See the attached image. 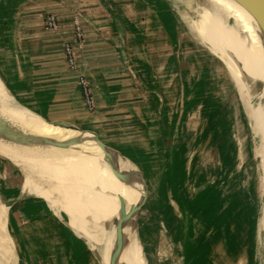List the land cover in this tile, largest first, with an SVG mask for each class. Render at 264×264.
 Returning a JSON list of instances; mask_svg holds the SVG:
<instances>
[{"label":"crops","instance_id":"crops-1","mask_svg":"<svg viewBox=\"0 0 264 264\" xmlns=\"http://www.w3.org/2000/svg\"><path fill=\"white\" fill-rule=\"evenodd\" d=\"M52 12L59 18L57 31L45 27ZM76 15L85 46L75 72L67 66L63 42L73 34ZM181 26L169 0H0V77L22 106L48 122L91 129L124 145L152 177L161 169L175 193L179 185L180 196L185 192L178 181L185 175L200 192L206 190L200 196L211 195L208 184L198 183L195 154L186 156L189 145L183 139L190 134L186 123L201 106L203 73L213 79V57L197 46L185 49ZM80 75L90 81L93 111L86 106ZM170 138L178 142L169 147ZM117 163L124 185L112 166L90 164L104 193L111 190L134 204L139 192L127 174L131 165L123 158ZM5 190L0 204L13 264H105L46 200L12 190L4 198ZM105 196L119 218L116 200ZM89 207L94 213L91 197ZM111 217L115 223L112 211ZM134 252L147 264L139 239Z\"/></svg>","mask_w":264,"mask_h":264},{"label":"rangeland","instance_id":"rangeland-1","mask_svg":"<svg viewBox=\"0 0 264 264\" xmlns=\"http://www.w3.org/2000/svg\"><path fill=\"white\" fill-rule=\"evenodd\" d=\"M169 1L183 26L180 36L181 44L186 46L184 48L197 46L213 57V79L210 82V75L203 73L201 106L186 123L190 134L183 139L189 145L186 156L195 154V172L201 174L198 183L208 184L212 193L200 196L206 190L200 192L196 188L198 184L185 175L179 177L178 182L187 196H180L179 185L175 193L174 184L162 176L161 169L154 173L152 188L161 189V212L154 221L149 238V264H264V176L259 155L260 136L253 129L254 121L235 74L223 56L214 53L212 46L192 29L200 18L202 6H206L204 1ZM251 93L264 103L261 96ZM253 103L258 104L255 98ZM175 140L170 138L165 142L170 147ZM1 158L0 191L3 192L4 187L7 189L4 198L11 190L21 196H37L46 200L71 226L58 193L53 197V200H58L54 206L29 190L25 185L27 176L24 170L20 171ZM32 180L37 182L34 185L49 188V184L39 179L38 174ZM86 218L90 220V215ZM86 226V230L77 232L102 248L103 245L97 242V238L101 237L100 230L90 221ZM184 229L186 232H183Z\"/></svg>","mask_w":264,"mask_h":264},{"label":"bare ground","instance_id":"bare-ground-1","mask_svg":"<svg viewBox=\"0 0 264 264\" xmlns=\"http://www.w3.org/2000/svg\"><path fill=\"white\" fill-rule=\"evenodd\" d=\"M205 1L207 4L206 6L200 5L202 6L199 12L200 18L192 29L198 33L204 42L212 46L211 49L214 53L218 52L223 56L225 63L235 74L241 95L251 112L250 115L253 118L251 120L254 121L253 129L260 136L261 150L259 155L262 158L264 176V103L261 98L251 93L254 92L264 99L263 32L253 16L233 0ZM181 28L183 27L181 26ZM254 98L258 104L253 103ZM0 117L3 118L1 126L9 133L53 134L55 130L66 133L65 130L55 127L34 112L17 107L1 79ZM0 155L11 159L24 169L27 176L25 185L30 191L44 197L54 206L58 202V200H53L54 194L60 195L61 205L70 217L69 223L74 230H86V224L89 221L100 230L101 237L97 238V242L99 241L103 245L104 259L107 264L114 246V240L119 233H124L126 239L121 260L126 264H145L140 256L134 252L138 244L135 228L125 221L126 214L124 211L126 209L129 211L132 204L128 198L113 193L111 190H106L104 193L102 185L90 164L96 160L98 165L106 170L109 168L107 161H100L98 157L86 153H47L7 144L1 140ZM113 168L124 185L122 176L115 167ZM36 174H38L39 179L49 184L48 189H44L38 184L34 185L36 181L33 183L32 179ZM78 174L84 183L79 180ZM262 184L264 194V181ZM105 194L116 200L119 218H117ZM89 197H91L94 205V213L89 207ZM111 211L115 223L112 220ZM5 214V207L0 204V255L8 261H12L14 258L9 245L6 243L3 231ZM87 215H90V220L86 218ZM262 224L264 226V208ZM1 263L4 264L2 260Z\"/></svg>","mask_w":264,"mask_h":264},{"label":"water","instance_id":"water-1","mask_svg":"<svg viewBox=\"0 0 264 264\" xmlns=\"http://www.w3.org/2000/svg\"><path fill=\"white\" fill-rule=\"evenodd\" d=\"M203 1L207 4L205 0ZM233 1L242 6L253 16L255 22L261 28L264 36V0ZM10 95L17 107L27 109L22 106L11 93ZM2 120L3 118L0 117V140L6 142L7 144L36 149L47 153H86L88 155L98 157L100 161H107L112 167H115L118 164L117 161L119 158H123L127 161L131 165V167L127 170V174L134 189L139 192V198L136 203L131 205L129 211H127V209L124 211L126 214L125 221L127 224H132L134 226L135 233L137 234V237L143 247L144 257L147 264H149L148 243L154 221L157 220L159 216L161 202L159 198V190H153L152 188L153 177L150 174L148 167L139 157L133 154L124 145L106 139L96 131L84 129L73 124H56L49 122L55 127L65 130L66 134L60 133L56 130L53 134H16L5 131L3 126H1L3 124ZM0 157L9 161L20 170H24L11 159L2 155H0ZM83 240L91 245L95 252L102 258L104 263L107 264L104 259L103 247L98 249L87 237H83ZM125 246L126 239L124 233L116 235L108 264H126L121 260ZM0 264H2L1 258ZM8 264L13 263L9 260Z\"/></svg>","mask_w":264,"mask_h":264},{"label":"built area","instance_id":"built-area-1","mask_svg":"<svg viewBox=\"0 0 264 264\" xmlns=\"http://www.w3.org/2000/svg\"><path fill=\"white\" fill-rule=\"evenodd\" d=\"M45 27L51 31H57L60 29V22L56 13L52 12L46 15ZM84 46L85 32L82 20L79 15H76L73 18V34L70 38L65 39L63 42L65 60L70 70L75 72L78 70L79 53L84 49ZM78 82L84 92L86 106L90 111H93L96 104L91 92L90 81L86 76L80 75Z\"/></svg>","mask_w":264,"mask_h":264}]
</instances>
